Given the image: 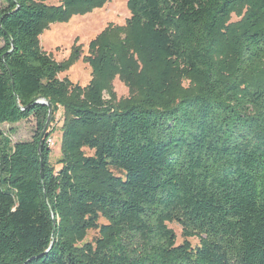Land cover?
<instances>
[{
	"label": "trees",
	"instance_id": "16d2710c",
	"mask_svg": "<svg viewBox=\"0 0 264 264\" xmlns=\"http://www.w3.org/2000/svg\"><path fill=\"white\" fill-rule=\"evenodd\" d=\"M107 1L0 0V264H264V0H128L90 82L61 79L40 35ZM117 75L132 101L106 98Z\"/></svg>",
	"mask_w": 264,
	"mask_h": 264
},
{
	"label": "rangeland",
	"instance_id": "374dc122",
	"mask_svg": "<svg viewBox=\"0 0 264 264\" xmlns=\"http://www.w3.org/2000/svg\"><path fill=\"white\" fill-rule=\"evenodd\" d=\"M240 7L232 13L231 21H237L245 14L247 5L245 0H239ZM2 3L0 2V7ZM131 15L128 7V0H108L104 5L94 8L87 12L71 15L66 21L53 22L42 32L39 37L42 49L59 63L68 62L65 71L59 74L61 79L69 78L72 82L81 86H86L92 78V69L86 61L90 54L89 44L99 34L109 29L110 39L116 40L124 38L128 29L127 20ZM1 45V44H0ZM191 87L188 80L183 82V88ZM108 91L105 92L106 98H113L116 103L132 101L136 96L124 79L117 75L109 84ZM65 114L60 109L49 119L48 130H52L51 138L54 144L52 148L51 162L59 168L58 160L62 155V125ZM6 132L13 129L15 132L11 136L12 142L31 140L37 125L34 119L24 120L14 125L4 124ZM89 154L92 152L88 151ZM106 222L101 219V223ZM169 227L177 235V242L183 241L181 226L177 223H169ZM98 235L97 230L88 233L84 241H90ZM191 243L196 245L197 238H192Z\"/></svg>",
	"mask_w": 264,
	"mask_h": 264
},
{
	"label": "water",
	"instance_id": "95a60500",
	"mask_svg": "<svg viewBox=\"0 0 264 264\" xmlns=\"http://www.w3.org/2000/svg\"><path fill=\"white\" fill-rule=\"evenodd\" d=\"M41 103L46 104V105H48V106L50 107V103H49V102L41 101ZM50 114H51V108L49 109V117H48V121H49V119H50Z\"/></svg>",
	"mask_w": 264,
	"mask_h": 264
},
{
	"label": "built area",
	"instance_id": "2783aa9c",
	"mask_svg": "<svg viewBox=\"0 0 264 264\" xmlns=\"http://www.w3.org/2000/svg\"><path fill=\"white\" fill-rule=\"evenodd\" d=\"M47 142H48V144H49V143H50V144H54V142H53L51 136L48 138ZM50 144H49V146H50Z\"/></svg>",
	"mask_w": 264,
	"mask_h": 264
}]
</instances>
